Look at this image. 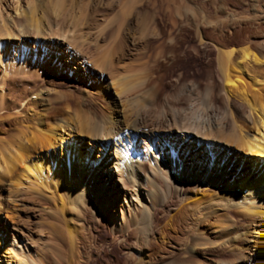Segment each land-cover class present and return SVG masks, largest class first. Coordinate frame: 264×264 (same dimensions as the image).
<instances>
[{
	"label": "bare ground",
	"instance_id": "6f19581e",
	"mask_svg": "<svg viewBox=\"0 0 264 264\" xmlns=\"http://www.w3.org/2000/svg\"><path fill=\"white\" fill-rule=\"evenodd\" d=\"M170 1L0 0V105L6 107L8 124L13 127L12 131L11 127L8 131L0 128V173L17 187L25 182L40 191L25 193V214L27 210L33 213L25 216V228L43 225L67 242L68 264L97 263V231L106 223L116 237L129 233L121 243L136 239L140 257L131 249L128 254L134 264H257L246 257L252 245L249 228L242 223L247 216L264 220V69L257 74L251 71L253 65L264 66V0H252L251 16L244 18L250 27L261 22L260 29L246 32V40L238 41L243 45L240 48L219 49L225 117L220 128L204 132L199 126L184 124L177 113L172 116L173 125L169 124L170 116L159 115L147 124L146 118L157 113L155 95L149 100H135L124 93L126 85L119 83L129 69L118 66L115 60L124 58L120 50L125 48L131 24L135 23L140 38L156 35L158 23L173 16ZM226 3L218 2L217 28L237 22L234 14H226ZM105 7L110 12L118 8L115 18L119 24L112 37L116 34L122 39L109 53L97 55L92 67L83 57L88 47L80 43L76 54L67 51L52 72L87 87L95 96H104L107 102L124 97L118 116L113 113L112 103L107 117L94 106L87 107L84 99L71 112L58 97L54 102L48 98L34 102L28 100L34 92L21 88L19 95L11 94L19 88L8 75L25 73L28 62L36 69L42 67L30 57V47L54 55L47 38L58 35L55 27L65 26L88 9L91 13L86 14L87 18L96 23L95 13ZM107 82L115 87L113 91ZM5 84L9 89L1 88ZM20 99L25 101L22 109L17 106ZM228 114L234 117L229 120ZM100 137L105 143L99 144ZM233 162L238 170L243 164L260 169L255 176L221 186ZM118 165L124 172L120 180L99 176L94 169ZM85 172L90 174L89 179L83 178ZM34 195L49 201V207ZM121 198L128 203L115 211L116 200ZM213 202L225 203L226 207L217 225L211 224L217 213ZM2 213L5 219L0 221L1 237L9 224L15 225L18 216L17 209L10 211L0 204ZM255 232L258 239L264 236L258 229ZM209 235L213 240L202 238ZM260 243H256V249L264 248V242ZM171 244L177 250H171ZM46 253H37L35 260L53 264ZM258 264H264V249Z\"/></svg>",
	"mask_w": 264,
	"mask_h": 264
},
{
	"label": "rangeland",
	"instance_id": "374dc122",
	"mask_svg": "<svg viewBox=\"0 0 264 264\" xmlns=\"http://www.w3.org/2000/svg\"><path fill=\"white\" fill-rule=\"evenodd\" d=\"M218 2L214 0L170 1V5L174 8L173 19H164V24H162L163 22H159L155 30L157 34L148 36L145 39L140 38L141 36L139 35L135 23L131 24V32L129 36H126L124 39L125 48L120 50V53L124 54V58L120 61L118 59L117 61L115 60V64L129 69V71L124 74L123 78H121V82H119L120 84L126 85L124 93H127V96L141 101L144 98L148 100L151 99L150 95H155L154 97L157 98V102L155 103L157 113H151L146 118L147 124L150 122L152 123L157 119V115H159L161 117L170 116V118H168L169 124L173 125L172 116L177 113L183 117L184 124L188 123L193 127L199 126V128H202V132L210 128H220L222 126L223 118L225 117L223 99H226V96H224L218 64L219 49L222 48L227 50L230 48L242 47L243 45H240L238 41L242 39L246 40L249 31L256 32L255 30L257 28L260 29L258 26H260L261 22L257 26L253 25V27H250V22L244 20L247 16H251L252 0H226V14L227 12L234 14L235 17H237V22H234V24L229 22V25L222 26V29L217 28L216 18L219 14L216 12ZM107 9L108 8L105 7L99 9L95 13V18L97 19L96 23H92L87 18L86 14L89 15V12L91 13V10L88 9L85 12L76 14V17L71 18L65 26L55 27L54 29L58 31V35H52L50 38H47L49 39V43L53 45L54 55L52 54L49 56L47 50L30 47L28 50L30 57L36 62L39 61L42 67L41 69H36L32 62H28L25 73H12L8 75L7 78L10 81H15L19 88H17L18 92H12L11 94L13 96L19 95V90L21 88V90H26L29 93L34 92L35 95L28 99L34 102L45 100L46 98L54 102L55 98L58 97L59 101L63 103V107L70 108L71 110H69L71 112H74L72 109H74L76 103L84 99L87 107L94 106L101 110L107 117L111 114L108 105L112 103L114 105L113 113L115 116H118L120 113L117 111H120L119 109H121V105L124 103V97L122 99L118 97L111 100V102H107L104 100V96H95L87 87L76 85L70 80L52 72L56 70L58 60L62 62V57L67 56V51L76 54L75 51L78 50L81 44L88 47L83 53V57L92 67L97 55L109 53L113 46L122 39L119 35H117L119 36L117 39L115 37L116 34L112 37L119 24V20L116 21L115 18L118 8H113L112 12ZM171 21H173L172 23L174 25H172ZM257 35H259V33ZM159 43L162 44L160 47L157 46L160 45ZM63 65H66V61H63ZM253 66L254 67H251L252 74H257L264 69V66ZM1 73L0 71V79L2 77ZM107 83L110 85L108 88L113 91L115 87L111 86L110 82ZM7 85L8 84L2 85L1 88L9 89ZM92 95H94V97ZM222 97L224 98L222 99ZM92 100H95L98 104L92 105ZM148 102L146 100L145 103L148 104ZM240 103L238 104L240 105ZM17 106H21L19 109H22V107L24 108L25 101H23V99L17 100ZM228 115L229 118L227 119L229 120L234 117L230 114ZM247 115H249L248 111L244 113L246 118L248 117ZM0 116L2 119L0 128L5 131L12 128L10 130L12 131L13 127L8 124V112L6 107L2 108L1 105ZM146 131L147 130L144 129V132ZM6 138H8V136ZM105 141V138L100 137L99 144H103ZM94 156L96 157V153H94ZM176 156L178 158V154ZM179 158L182 160L183 156L179 155ZM233 165L234 162L224 174L223 180L220 183L221 186L233 180H237L238 178L250 177V175L255 176L260 169V167H255L256 170H253L247 164H243L242 168L238 170V168H235V165ZM95 167L96 166H94V169L97 174L102 177L109 176L115 180H120L121 177L124 176V172L120 165L112 166L111 169H96ZM89 177L90 174H88V172L83 174L84 179H89ZM31 188L32 191L30 190ZM25 193L41 194L35 186L25 184V182L21 187H17L15 183L11 182L8 176H4L0 173V204L10 211L14 210V208L17 209L18 215L15 225L12 226V224H9L4 235H2V237L0 235V238H2L0 240V264H40L35 259L36 254L42 251H45V253L47 252L46 254L53 264H68V258L66 256L68 252L67 242H62L60 238L58 239V237H56L55 233L50 232L43 225L32 224L31 227L25 228V216H27V214H33L30 210H27V214H25ZM34 196L35 198H40L38 195ZM39 200L43 202L46 207H49L50 202L45 198H40ZM132 201L136 202L134 199ZM127 203L128 201L122 198L121 201L117 199L115 211H119V209L125 207ZM211 205L217 209V213L212 216L213 219L211 224L215 223V225H217L219 214L221 215L226 210V207H223L225 203L222 205L221 203L217 204L213 202ZM220 210H222L221 213H219ZM4 219V213L0 214V221ZM233 222H235V220ZM242 224L249 228L250 235L248 238L251 240L252 245L251 252L247 253L246 257L248 255L247 259L250 260L251 263H261L262 251L264 248L259 247L256 249V243L260 245V241L264 242V236L258 239V236L255 234V229H258L259 232L264 235V220L262 221L260 218L253 219L247 216L246 222ZM99 228L97 231L98 241L96 243L95 254L97 263L95 264H134V262L128 259L129 249L132 250L134 255L140 257L135 238L121 243L129 233L116 237L113 229L107 223ZM129 230H131V228ZM210 237L209 235V238ZM202 238L208 241L213 240L205 236ZM170 246L171 250H177L174 244ZM152 258L156 257L153 255Z\"/></svg>",
	"mask_w": 264,
	"mask_h": 264
}]
</instances>
